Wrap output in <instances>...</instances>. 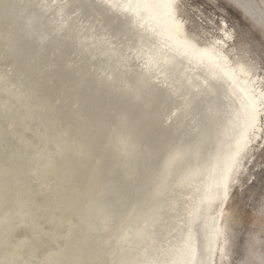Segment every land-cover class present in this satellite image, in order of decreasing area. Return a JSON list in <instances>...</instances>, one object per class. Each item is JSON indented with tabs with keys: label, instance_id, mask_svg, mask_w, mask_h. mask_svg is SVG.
I'll list each match as a JSON object with an SVG mask.
<instances>
[{
	"label": "rangeland",
	"instance_id": "1",
	"mask_svg": "<svg viewBox=\"0 0 264 264\" xmlns=\"http://www.w3.org/2000/svg\"><path fill=\"white\" fill-rule=\"evenodd\" d=\"M6 1L0 0V6L5 5L4 9L0 7V88L10 90L16 100L14 104L7 99L1 101L0 115L8 117L5 137L12 138L22 150L32 148L30 154L16 151L19 161L26 155L28 168L24 166L23 173H27L29 183L38 185L43 195L54 192L61 199L56 217L49 226L42 224L46 234L37 247L35 264H264V119L259 137L241 155L240 170L229 181L226 196L220 195L214 189V181L235 147V136L225 138L223 152L215 156L218 153L210 150L212 146L204 132H197L192 137L186 163L181 141L189 129L178 118L183 108L173 113L175 104L170 102L174 97L161 98L153 79L148 78L155 73L148 71L146 76L132 64L136 61L148 68L155 63L183 87L181 73H198L194 68L196 62L185 52L174 45L160 46L163 34L153 36L128 20L122 6L125 0H112L110 8L104 0H41L40 8L36 0ZM158 1L139 0L138 5ZM240 1L246 9L236 0H177L176 18L184 25L185 35L201 47L219 46L224 52L227 50L231 59L252 68L264 90V0ZM13 7L19 9L17 13ZM139 11L146 12L143 8ZM19 15H24L22 20ZM24 17L33 19L32 28L24 23ZM44 35L52 41L41 40ZM59 48L68 54L65 60L59 56ZM63 63L64 69L70 64L75 66L64 79ZM76 75L82 79L91 75L98 80L99 88L110 86L119 101L123 97L118 105L122 104L119 107L125 108L133 122L125 125L114 121V117L108 119L112 142L101 144L97 127L88 129L91 111L85 107V93L90 92L92 81L84 82ZM59 79L64 93L53 91ZM186 85L184 91H191ZM11 105H15L13 109ZM202 106L207 111L208 105ZM25 110L33 123L22 121ZM98 124L107 129V124L97 121ZM192 124L197 125L194 121ZM30 132L39 138L38 142H33L32 134L26 135ZM5 139L0 134V150L6 149L1 143ZM210 156L204 167L205 182H200L203 160ZM214 160L219 164L215 170L214 166L211 168ZM182 168L198 191V203L186 212L177 210ZM19 180L23 189V181ZM220 205L225 220V251L221 254V246L217 245V254L210 263L209 214ZM32 206L40 212L44 210L34 201ZM117 250L121 252L117 254Z\"/></svg>",
	"mask_w": 264,
	"mask_h": 264
},
{
	"label": "bare ground",
	"instance_id": "2",
	"mask_svg": "<svg viewBox=\"0 0 264 264\" xmlns=\"http://www.w3.org/2000/svg\"><path fill=\"white\" fill-rule=\"evenodd\" d=\"M4 1H6V0H4ZM36 1H37L36 2L37 8L38 7L40 8L41 7L40 3H43V2H41V0H36ZM136 1L129 0L127 2L125 0V3L123 2L124 4H122L124 14L128 18V20H131L132 22L135 21L138 26H142V28L148 30V32L152 35L153 34H155V35L163 34L162 38L164 40L163 39L161 40L162 44L160 46L166 47V46H170V45L173 46L174 45V47L176 46V48L178 50L185 52L184 54L187 55L189 59H191L193 62H196V63H194V68L196 69V71L198 73H194L191 71H184L183 73H181V77L183 78V80H182L183 81L182 82L183 87L184 86L186 87L187 86L186 84H188L191 87V91H184L183 87L180 86V84H178L176 82L175 77L172 78L169 75H167L166 74L167 72L165 73L162 69L159 68V66H157V64L154 63V64L150 65L149 67L147 66L148 68H146L144 66V64L140 62L142 65V68H138L141 65H139V63L137 64L136 61H132V64L137 66V68L135 67L136 70L140 71L141 73L145 74L146 76H149L148 71L155 73L154 75H156V76H154V77L150 76L148 78L153 79V82L156 86L155 88L161 94V98H163L164 100H166V98H169L171 100L172 98H170V97H174L173 103L170 102V105H172V106H173V104H175V107L173 108V113L175 112V109L178 110L181 107L183 108L182 109L183 112H181V114L179 113L180 115L177 113V111H176V113L178 114V118H180L185 123V128L189 129L188 132H185L183 134V140L181 141V142H183V144H184L183 146L185 147V149L182 148V150L183 149L185 150L184 151L185 162L187 163L188 152L192 148V140L194 139L192 137H194L195 136L194 134H196L197 132H200L201 134L204 132V135L206 136L207 143H209V144L211 143L212 148L210 150L213 149L215 154L218 153L215 156H218L220 154V152L221 153L223 152V148L221 146L223 145L225 138L230 137L232 135L235 136L234 143H233V145H235V147L232 149V153L229 155L228 160H226L223 172L214 181V185H215L214 189L218 193H220V195L226 196L225 194L227 193V190H228L229 181L232 178H234V175H236L240 170V160H242L241 155H242L243 151L245 150V148H247V146L252 141H255L259 137V134L262 131V125H263V119H264V90H262V88H261V81H260L259 77L256 76L255 73H252V71H253V70H251L252 68L250 69L247 66V64L245 65L242 63V61L240 62L239 60H235V59L233 60V58L231 59L226 53L227 50H225V52H224L222 49L218 48L219 46L216 47L213 44L210 46H208V45L204 46L203 45L204 47H201L200 44L198 45L193 39L188 38V36L185 35V32L183 30L184 25L182 24L183 25L182 26L180 24L181 22L178 21L179 19L177 20V18H176L175 2L177 0H159L155 4H142L140 6L138 5L139 0L137 1V4H135ZM236 1L238 4H240L241 6H243V8L246 9V5L244 3H242L240 0H236ZM19 2H21V1L19 0ZM24 2H26V1H24ZM0 4H1V2H0ZM10 4L12 5L13 3L10 2ZM1 5H3V4H1ZM11 5H10V7H11ZM18 6H20V5L18 4ZM0 7H2V6H0ZM3 7H2V9H4ZM141 7L146 10V12L144 11L145 14H143L139 11L142 9ZM13 8H15V7H13ZM6 10H9V9H5V11ZM13 10L14 9H12V13H13ZM18 10L16 11V13L18 12ZM8 13H9V11H8ZM1 15H3V14L1 13ZM7 15H9V14H7ZM23 16H20V19ZM62 16L64 17V15H62ZM24 19H25L24 23H26L27 27L29 26L30 28H32L34 26V21L32 18L26 19L24 17ZM4 20L6 21V19H4ZM14 20H16V19H14ZM43 21L45 23V20H43ZM22 27H24V26H22ZM22 29L24 30V28H22ZM63 30H65V29H63ZM38 32H39L38 35L40 36V31L38 30ZM42 39H44L45 41L48 40L47 42L52 41V38L49 35H44L43 38H41V40ZM218 42L220 43V41L217 40V43ZM167 50H165V51H167ZM170 50H171V48H170ZM136 51H138V50H136ZM57 52H58L60 57L64 58V60L68 57V54L65 52L64 49L59 48V49H57ZM52 53H53V51H52ZM172 53H173V51H172ZM162 54H163V52H162ZM164 55H166V54H164ZM178 55H179V53H178ZM138 56H140V55H138ZM150 56H152V55H150ZM37 58H38V56H37ZM163 58H164V56H163ZM183 58H185V57H183ZM157 59H158V57H157ZM159 59H161V57ZM132 60H134V59H132ZM171 61H173V59ZM59 64H60V62H59ZM177 64H178V62H177ZM163 65H164V63H163ZM74 67L70 64L68 67H66L64 69V63H63V68L61 70L63 73L62 79H64L67 76L69 69H74ZM173 69H175V68H173ZM199 71H200V73H199ZM168 73H169V71H168ZM39 74H40V72H39ZM171 75H172V73H171ZM32 77H33V75H32ZM76 78L80 79V80H84V82H85V80H91L92 81V87H91L90 92L88 90L89 93H85V94H87V96H86L87 103H86L85 107L91 111L88 129H91L93 126L97 127V129H98V131H97V137L98 138L97 139L101 144L106 143V142L107 143L112 142L114 138H113L112 133L109 130L112 125H110L108 123V119H112V117H114V119H113L114 121H115V119H117L116 122H118L119 124L125 123V125L126 124L129 125L133 122V119L128 116L125 108H122V109L120 108L122 106V104L118 105L123 100V97L119 96L121 99L119 101L114 94L115 92L112 90V88L110 86L99 88L98 80H96V81L93 80L91 75H85V78L83 77V79L80 78V76L76 75ZM39 81H40V79H39ZM40 83H41V81H40ZM61 83L64 84L63 82H61ZM1 89L2 88H0V112H1V103H2L1 101H4L7 99L14 104V101L16 100L10 90H8L7 88L3 89V90H1ZM189 89L190 88H188L187 90H189ZM53 91L59 92V93L60 92L64 93L62 91V88H61L60 79H59V81H56L55 86L53 88ZM46 93H47V91H46ZM200 104H202V105L207 104L208 105L207 111L203 110V106ZM123 105H124V103H123ZM14 106L11 105V109H13ZM188 107L190 108V111H189V109L187 110ZM168 108H170L169 105H168ZM132 109H134V108H132ZM132 109H130V110L132 111ZM137 111H139V110H137ZM216 111H218V114H216ZM87 112H89V111H87ZM135 113H137V112H135ZM102 116H104V117H102ZM134 117H135V115H134ZM21 118H22L23 122H24V120L25 121L29 120V122L33 123V121L31 120V117L29 116V113H27L26 110L22 112ZM135 119H136V117H135ZM7 120H8L7 116L0 115V134L3 136L4 139L6 138L5 136L8 135L7 129H6L7 125L5 124ZM97 121H99V123H103L105 125L107 124V129L102 128L99 124L97 125ZM192 121L196 122L197 125L193 126ZM112 124H114V123L112 122ZM205 129H206V131H205ZM76 133H77V131H76ZM30 134H32L33 135L32 137H34L33 142H36V141L38 142L39 138L36 135H34L32 132H30L29 134H26V135L29 136ZM199 136H200V134H199ZM4 141L5 142L2 141L1 143H2V145L5 144L6 149H4V147H3V149L0 150V162H1V164H0V264H35L37 259H34V258H35V253L37 251V247L38 248L40 247V243L43 239V236L45 237V234H46V233H44L42 224L46 223L49 226V223H51L52 220L56 217L57 212H58V208H59L60 203H61V199L58 196L60 194L56 195L54 192L52 194H50V192H49V194L45 193V195H43V193L38 190V188H37L38 185L33 186L32 183L30 184L29 183L30 179H28L26 176L27 173H23V172H25L23 167L25 166L28 168V165H27L28 163H26L27 162L26 158L24 159V156L26 157V155L21 156L22 157L21 161L17 160L16 151L17 150L21 151L22 149L20 147H17V144L15 143V141L12 140V138H10V139L6 138ZM181 142H180V145H182ZM177 146H179V145H177ZM3 150H5V151H3ZM24 150L28 154H30L29 152L33 151L32 148H29V147L27 149H23L22 151H24ZM175 151H176V153L178 152L177 149H175ZM180 154H178L177 156L179 157ZM213 157H214V155H213ZM210 158H211V156L208 159L205 158L203 160V163H202L203 167H202L201 177L199 180L200 182H205L204 181V175H206V174H204V172H205L204 167H206L205 165L208 164V162L210 161ZM186 163H184V164H186ZM212 164L213 165L211 166V168L214 166L215 167L214 170L218 167L217 165H219L216 160H214ZM20 167L22 169H20ZM30 167H31V165L29 166V168ZM181 173H182V176L181 175L180 176L182 177L183 183H182V191H181L180 202H179L180 209L178 207L177 210H178V212H179V210H182V212L183 211L186 212L188 208H192L194 206V204H196L197 200L195 199L196 198L195 196H197L198 191L196 190L195 186H193L190 183L189 178L187 176V171L185 172V168L182 170ZM19 178L21 181H23V189L21 188V185H18L17 180ZM20 180H19V183L21 182ZM209 184H212V183L210 182ZM24 187H25V189H24ZM209 187L210 186H208V185L206 186V189H205L206 190L205 192L207 193L206 196L209 195ZM117 188H118V186H117ZM222 200H223V197H222ZM33 201L36 202L39 205V207L42 206L44 208V210H42L40 212L38 208L32 206ZM108 203H109V201H108ZM223 204H224V202H223ZM222 205H220L218 207V209L214 210L211 214H209L210 223L208 224V227H207L208 228L207 229V238H208V250L210 252V256L208 257V260L210 263H211V261H214V258H215L214 256H215V253L217 251V245L221 246L219 249L221 254L225 251V243H226L225 237H226V235H225V227H224L225 220L223 217V210H222L223 206ZM195 206H197V205H195ZM117 207H119V206H117ZM37 209H38V211H37ZM109 213L107 216H109ZM114 215L115 214H113V216ZM104 217H106V215L103 216V218ZM103 220H105V219H103ZM120 223H119V225H120ZM114 225H116V224H114ZM122 225L123 224H121V226ZM102 227H104V226H102ZM110 228H111V225H110ZM114 228L116 230L115 226H114ZM119 228H120V226H119ZM103 230H105V229L103 228ZM100 231H102V230H100ZM112 231H114V230L112 229ZM118 233H119V231H118ZM105 235H104V237H105ZM121 235H122V232H121ZM123 235H125V232L123 233ZM119 237H121V236H119ZM110 238L108 240H110ZM99 240H100V238H99ZM108 240H106V241H108ZM112 240L114 241V239H112ZM108 242H111V241H108ZM219 242H220V244H218ZM104 246H105V244H104ZM110 246H111V244H110ZM103 248H105V247H103ZM109 250L110 249H108V251ZM101 251H102V249H101ZM105 251H104V254L106 253ZM120 252L118 251L117 254ZM123 253H124V251H123ZM107 255H109V254L107 253ZM115 256H116V254H115ZM115 256H113V257H115ZM186 256H188V252L186 253ZM106 257L108 258V256H106ZM111 257L112 256L110 255V258ZM182 258H184V257H182ZM102 259H103V257H102ZM119 259H117V260H119ZM33 260H34V263H33ZM105 261H106V259H105ZM188 261H189V259H188ZM182 264H184V263H182ZM186 264H187V262H186Z\"/></svg>",
	"mask_w": 264,
	"mask_h": 264
},
{
	"label": "snow or ice",
	"instance_id": "3",
	"mask_svg": "<svg viewBox=\"0 0 264 264\" xmlns=\"http://www.w3.org/2000/svg\"><path fill=\"white\" fill-rule=\"evenodd\" d=\"M104 4H105V6H107V7H112V0H104Z\"/></svg>",
	"mask_w": 264,
	"mask_h": 264
}]
</instances>
